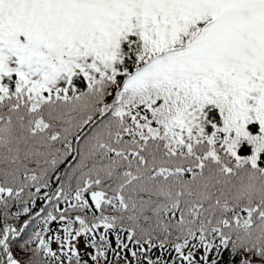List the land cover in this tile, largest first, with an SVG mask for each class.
Returning a JSON list of instances; mask_svg holds the SVG:
<instances>
[{"label": "snow or ice", "instance_id": "obj_1", "mask_svg": "<svg viewBox=\"0 0 264 264\" xmlns=\"http://www.w3.org/2000/svg\"><path fill=\"white\" fill-rule=\"evenodd\" d=\"M0 264H264V0H0Z\"/></svg>", "mask_w": 264, "mask_h": 264}]
</instances>
